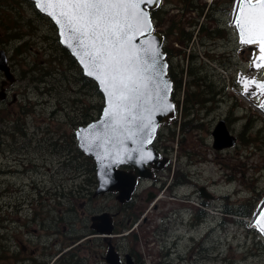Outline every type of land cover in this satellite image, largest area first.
<instances>
[{
    "label": "rangeland",
    "instance_id": "1",
    "mask_svg": "<svg viewBox=\"0 0 264 264\" xmlns=\"http://www.w3.org/2000/svg\"><path fill=\"white\" fill-rule=\"evenodd\" d=\"M0 3L3 8L8 7L5 9L7 15H17L20 32L33 34L23 48L27 54L8 59L16 79L7 85L5 100H0V264H55L63 241L59 233V215L64 208L74 209L63 215L78 230L89 226L91 215L117 210L113 196L92 195L89 199L76 193L75 185L82 176L76 179L72 169L61 172L59 168L63 150L70 147L66 141L80 125L86 124L74 126L70 122L77 119L85 104H96L100 99L86 88L80 89L76 69L61 56L59 60L56 59L59 55L54 57L56 62L51 60L50 52L58 35L48 17L39 18L25 1L0 0ZM196 4L204 5L201 13L198 9L186 10L187 5ZM234 6L235 0H161L157 7V18L153 23L159 32L167 30L175 35L174 32L178 34L180 29L196 31L200 25L221 27L219 37L208 43L218 60H224L229 67L225 69L209 62L198 44V37L193 36L192 42L190 40L183 49L185 54L192 50L198 61L214 69L215 85L220 93L206 110L199 106L191 110L185 118L192 122L189 129L176 128L171 137L172 133L164 123L158 135L162 145L169 150L171 162L187 173L188 181L191 179L208 186L217 198L210 201L202 222L194 229L188 225L194 205L188 208V204H182L181 217L165 224L163 213L167 206L162 204L167 201L166 189L159 193L163 203L158 208L154 209V204L150 207L154 200L149 201L146 216L151 222L148 228L141 229L135 237L130 236L121 244L125 250L136 244L142 264H163L168 249L173 252L170 255L172 264H264V237L252 224L264 202V107H261L264 90L258 87V84H264V67H256V64L264 63H256L261 55L259 44H245L238 40ZM208 14L213 21L206 17ZM193 22L197 23L196 28L192 26ZM26 24L34 29L27 28ZM0 36L2 41L6 38L2 32ZM169 39L173 40V36L170 35ZM1 45L9 58L12 55L10 44L2 42ZM30 68L32 73L28 72ZM42 71L52 74L45 75ZM219 119L225 121L230 133L236 137V144L223 150H215L212 146L211 131ZM194 123H198L196 127ZM60 145L66 148H60ZM60 185L65 191H71L67 194L70 202L58 198L56 203L53 193L56 186L59 191ZM189 191L188 186L180 190ZM238 206L250 210V217L233 215ZM119 219L120 216L115 218L114 236L127 232L126 228H120ZM40 220L49 225L47 244H44L47 249L42 248L31 231L32 228L40 233L46 230L38 226ZM132 224L129 230L137 223ZM156 227L168 228L171 234L168 243L165 242L167 233L163 242L151 233ZM57 228L58 242L55 243ZM179 235L176 246L172 245L173 239ZM89 237L95 240L75 251L80 258L78 264H105L107 246L104 240H98L102 237L95 234ZM21 242L27 247L24 251ZM28 244L36 246L31 248ZM23 255L35 256L37 260L31 263Z\"/></svg>",
    "mask_w": 264,
    "mask_h": 264
},
{
    "label": "water",
    "instance_id": "2",
    "mask_svg": "<svg viewBox=\"0 0 264 264\" xmlns=\"http://www.w3.org/2000/svg\"><path fill=\"white\" fill-rule=\"evenodd\" d=\"M30 1L37 11L52 21L56 27L60 45L67 49L76 60L83 75L96 83L102 95L103 107L99 116L85 125H80L74 132L78 148L85 155L91 157L95 165L97 183L93 196L116 192V200L124 202L134 192L137 178L150 177L146 165L155 163V166L161 167V164L165 162V159L160 158L152 143L159 125L167 122L175 113V106L171 99L172 82L168 76V63L163 52L164 38L155 29L150 14L151 10L156 9L161 4V0H156L153 5L147 6V26L139 25V30L134 27L130 33L133 37V51L139 56L143 66L146 67L151 64L153 53L159 54L156 57V68L159 70V76H156L154 71L145 72V76L153 77L147 81L148 89L145 92L147 99H142L135 108L121 109L120 117L117 118L105 114L106 108L112 110L111 97L108 96L110 88L96 79L95 72L89 75V72L92 71L91 60L85 55V49L73 38L74 34L65 25L63 17L60 16L61 6L41 3L37 7L36 0ZM49 12L54 14L49 15ZM236 18V15H234V25ZM57 20L60 23H57ZM235 30L241 42V35L236 25ZM261 56L262 54L256 59V63H264ZM0 73L3 75L0 86V100L3 101L7 96L4 86L14 83L15 75L8 63V54L1 47ZM211 135L212 146L215 150H223L236 144V137L230 133L223 119L217 121ZM149 155L151 158H149ZM124 165L132 166L133 172L122 170L120 167ZM201 196L208 198L202 192ZM261 210H264V202L253 217L252 224L264 237V231H260L257 227V217ZM89 220V228L95 235L107 239L114 236L113 216L110 212L102 211L93 214ZM259 223L264 225V216L259 218ZM107 245L104 256L105 262L108 264H122L113 245L110 242ZM124 264L137 263L133 261L129 254H126Z\"/></svg>",
    "mask_w": 264,
    "mask_h": 264
},
{
    "label": "trees",
    "instance_id": "3",
    "mask_svg": "<svg viewBox=\"0 0 264 264\" xmlns=\"http://www.w3.org/2000/svg\"><path fill=\"white\" fill-rule=\"evenodd\" d=\"M25 1L28 2L36 15L39 18H46L42 13L35 9L34 4L30 0H16V2ZM6 4V3H5ZM159 7V6H158ZM0 35L6 34V38L2 41L0 38V47H2V42H8L10 44L9 50L12 55L8 58L9 60L16 58L15 56H22L24 57L25 48L29 42L30 38L33 34L27 32H20L19 31V18L17 15H7L5 13V9L8 7L2 6L0 3ZM204 8V5H187L186 10L198 9V12L201 13ZM15 9V7L13 8ZM159 9L151 10L150 14L152 19H156L155 14ZM212 13V12H211ZM12 16V17H11ZM206 17H211V14L206 15ZM48 19V18H47ZM49 20V19H48ZM211 21L212 17L209 19ZM50 21V20H49ZM197 23L193 22L192 26H196ZM27 28L34 29L33 26L26 24ZM53 26V25H52ZM176 26V24H175ZM157 30L159 31L157 25H155ZM171 28L168 26V30ZM196 28V27H195ZM179 30V27L176 28ZM197 32L195 35L199 38L198 41L199 46L203 48V55L205 58L210 62H213L221 67H224L222 61L217 60L216 53L212 52L213 49L209 48V41L214 40L216 37H219L221 32V27L218 25L210 26L207 25L206 27H202L201 25L198 26ZM2 30V31H1ZM34 32V31H33ZM177 32V31H176ZM175 35H172L167 32H161L164 38L163 44V52L166 55V59L169 63L168 66V75L172 82V92H171V99L175 96H178L179 91L182 88V72H183V64L182 61L184 56V47L187 46L188 42L191 40L194 30L184 32L183 29H180V32ZM173 36V40L169 39V36ZM25 36V37H24ZM30 36V37H29ZM1 37V36H0ZM27 37V38H26ZM173 42H176L179 46H175ZM4 49V48H3ZM27 54V53H26ZM59 55V56H58ZM51 60L56 62V59L60 58V56L68 62L70 67H73L77 71L76 82L79 84L80 89L86 88L90 92V94L97 95L100 99V102L96 104H90L83 106L79 116L75 121H71L70 124L76 126L80 124H87L88 122L97 118L102 110L103 107V100L102 95L96 85V83L83 75L79 65L77 64L76 60L70 55V53L65 49L63 46L60 45L58 38L55 39V45L52 47V51L50 52ZM58 56V57H56ZM56 57V59L54 58ZM32 68L28 70V72L32 73ZM31 70V71H30ZM45 70V69H44ZM214 69L205 63H201L198 61V56L192 50L189 54V60L187 63V81L184 91V98L181 105V120H180V129L185 131L189 129V125L192 123L190 119H185L191 113V110L195 108V106H199L200 109L205 110L209 107L208 104H212L216 101L217 96L219 95L220 91L218 87L215 85L214 80ZM42 74L51 75V72L42 71ZM16 79V77H15ZM41 80V79H39ZM45 82V81H43ZM102 100V102H101ZM178 103V100L177 102ZM85 107V109H84ZM89 107L90 110H87ZM198 123H194L196 127ZM193 126V127H194ZM173 137V133L170 135ZM67 140V139H66ZM67 144L70 146L69 149H64L62 157L63 159L59 162V168L61 172L64 170H73L74 177L77 179L78 176H82L80 182L75 185V192L82 193L85 197L89 199L92 197L95 186H96V175H95V165L91 157L85 155L77 146V142L75 140V135L71 133L70 139L66 141ZM60 148H66L65 145H60ZM71 193L69 190L68 192L64 190L62 185L59 186V198L65 199L66 201L70 202V198L67 194ZM73 208L65 209L60 212V237L63 240L60 244L59 250L57 251V264H78L79 263V256H77L76 252L81 245L88 244L87 242L93 241L95 239H90V235L94 234V232L89 228L88 225H85L83 229H75L74 223L72 221H66L67 216L63 215L67 214L69 211H73ZM227 211V210H226ZM233 215H237L238 217H250V210H243V206H238L236 211H233ZM137 215L133 218V222L138 219ZM98 239V240H103ZM102 243V242H101ZM76 255V260H73L74 256ZM79 260V261H78Z\"/></svg>",
    "mask_w": 264,
    "mask_h": 264
},
{
    "label": "snow or ice",
    "instance_id": "4",
    "mask_svg": "<svg viewBox=\"0 0 264 264\" xmlns=\"http://www.w3.org/2000/svg\"><path fill=\"white\" fill-rule=\"evenodd\" d=\"M155 2L156 0H36L37 7L41 3L61 6L60 16L91 60L92 71L89 75L95 72L96 79L110 88L108 96L111 97L112 110H105V114L110 117H120L121 109L135 108L142 99H147V81L153 77L145 76V72L154 71L159 76L156 68V57L159 54L153 53L151 64L143 66L139 56L133 51V37L130 35L134 27L139 30V25L147 26V6ZM234 13L241 43H259L261 59H264V0H235ZM53 14L49 12V15ZM57 23L60 21L57 20ZM256 67H264V64H256ZM258 87L264 90V84H258ZM261 216H264V210L257 217V227L264 231V225L259 223Z\"/></svg>",
    "mask_w": 264,
    "mask_h": 264
},
{
    "label": "flooded vegetation",
    "instance_id": "5",
    "mask_svg": "<svg viewBox=\"0 0 264 264\" xmlns=\"http://www.w3.org/2000/svg\"><path fill=\"white\" fill-rule=\"evenodd\" d=\"M196 32L197 30L193 34L195 38L198 35V34L195 35ZM193 36L191 38V42L193 40ZM175 44L178 45L176 42ZM189 54H190V50L188 51L187 54L184 53V56L182 59V61L184 62L183 72H182V88L179 91L178 96H175L174 98H172V101L175 106L174 116L170 118L167 122H164L167 124V126L170 129V132L173 134H174L173 132L174 129L181 128L179 123L182 117L181 116V108H182L181 105H182V101L184 98V91H185V86H186V81H187V63L189 60ZM217 60H218V57H217ZM222 63L224 64V68L228 69L229 67L228 63H225L224 60H222ZM168 66H169V63H168ZM2 81H3V75H2V79L0 80V86H1ZM7 85L4 86L6 93H7ZM177 100H178V103H176ZM164 123H161L159 125L154 141L152 143V146L159 153L160 158L165 159V162L161 164V167L155 166V163L146 165V168L150 172V177L149 178H137L136 188L134 192L131 194V197L128 200H125L124 202H119L118 200H116V197H115L116 192H107L103 194V195L113 196L117 202V205H116L117 210L115 212H111L113 216L114 228L116 227L115 218L120 216L121 225H122L120 228L127 229V232H122L108 239L107 238L103 239L107 247H108L107 245L108 242H110L113 245L114 250L120 259L119 261L122 264L125 263L126 254H129L131 258L133 259V261H135L137 264H142V257L136 250V244H134L133 247H130L129 249H126V250L124 249V246L121 244L123 241L127 240L130 236L135 237L136 234H138V232L141 229L148 228L151 222V219H147V216H146L148 212V210H146L147 203H149V201L151 200H154L150 207H152V205L154 204L153 205L154 209L158 208V206L163 203L160 200V197L162 195V194H159L160 192L162 191L164 192V190L166 189L165 194H166L167 201H164V204H162L163 207L165 205L167 206V211H164L163 213L165 224L172 223L175 219H178L181 217V210H184V207H181L182 204H185V205L188 204V208H190L191 205L195 206L193 209L194 213H190L191 216L189 218V223H188L189 227H191L192 229H194L197 226V224H200L202 222L201 220L202 216L203 217L205 216V210L207 206L209 205L210 201L217 198V196L213 195L210 192L208 186L193 182L191 181V179H189L190 181H188L187 173L183 171L179 166H176L171 162V159L169 158V150L168 148L162 145L161 136L158 135L160 127L162 125L164 126ZM120 168L125 171L133 172V167L129 165H124V166H121ZM167 178L168 180L166 182ZM186 186H188L190 191L180 192V190ZM201 192L205 194L208 198L202 197ZM53 194L55 196L56 203L58 204V198H59L58 186H56ZM35 215H37V213H35ZM137 215L139 216H138V219L135 221L137 223L135 225L136 229L132 227L129 230L128 228L133 223V218L136 217ZM140 217H141V220H140ZM38 226L45 228L46 230L40 233L37 229L32 228L31 231L35 233V237L37 238L38 242L39 243L41 242V245L44 246V247L42 246V248L47 249L44 244H47L49 225L44 224L43 221L40 220V223L38 224ZM159 228L161 229L159 230ZM130 232L132 233L130 234ZM151 233L155 234V236H158L160 242H163L165 240L164 238L165 233H167L165 236L166 237L165 242L167 241L168 243V238H171V234L168 232V228L166 230L165 229L163 230V227H156V229L151 230ZM55 234H56V238L53 240L56 243L58 242V228L57 230H55ZM179 239H180V235L176 236L172 241V245L176 246ZM55 243L52 244V248H54ZM21 246H22L23 251L27 249L26 245L24 243L22 244V242H21ZM28 246H30L31 248H34L36 245L32 246L28 244ZM165 247H168V244ZM172 254L173 252L170 249H168L167 252L165 253L163 264L173 263V259L170 256ZM23 256H25L26 258H29L31 263H34L37 260L35 256H31V257H28L26 255H23ZM21 261L22 260L20 259L19 262ZM23 261L25 262V260ZM104 262H105V259H104ZM38 264H43V263L40 262ZM51 264H54V263H51ZM105 264H108V263L105 262Z\"/></svg>",
    "mask_w": 264,
    "mask_h": 264
},
{
    "label": "bare ground",
    "instance_id": "6",
    "mask_svg": "<svg viewBox=\"0 0 264 264\" xmlns=\"http://www.w3.org/2000/svg\"><path fill=\"white\" fill-rule=\"evenodd\" d=\"M257 44H259V43H257ZM260 46V45H259Z\"/></svg>",
    "mask_w": 264,
    "mask_h": 264
}]
</instances>
